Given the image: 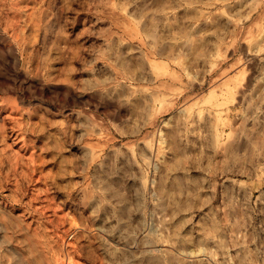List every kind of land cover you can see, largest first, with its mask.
<instances>
[{"label": "rangeland", "instance_id": "1", "mask_svg": "<svg viewBox=\"0 0 264 264\" xmlns=\"http://www.w3.org/2000/svg\"><path fill=\"white\" fill-rule=\"evenodd\" d=\"M0 264H264V0H0Z\"/></svg>", "mask_w": 264, "mask_h": 264}]
</instances>
